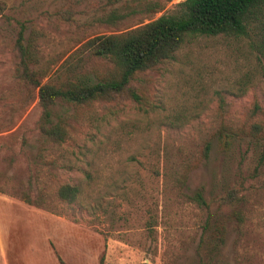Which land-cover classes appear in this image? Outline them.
Instances as JSON below:
<instances>
[{
    "label": "rangeland",
    "instance_id": "obj_1",
    "mask_svg": "<svg viewBox=\"0 0 264 264\" xmlns=\"http://www.w3.org/2000/svg\"><path fill=\"white\" fill-rule=\"evenodd\" d=\"M155 1L0 0L5 4L0 15V196L33 212L14 207L8 224L20 239L34 242L28 257L35 264H56L46 256L45 236H53L51 225L62 222L81 230L80 253L66 248L63 256L69 264H197L207 211L193 194L201 190L209 202L233 188L242 197L236 208L244 220L239 229L235 221L228 223L212 264H264V138L236 140L226 154L211 139L224 123H264L256 49L264 19L245 36H201L186 43L174 60L136 76L132 84L145 99L141 106L122 99L83 109L61 146L44 145L38 100L27 97L15 78L19 24L26 27L25 37L38 32L41 66L53 75L90 38L175 13L183 0L151 13ZM73 112L59 102L51 122ZM209 139L211 151L201 159V144ZM187 162L196 167L178 191L172 175ZM64 183L83 189L72 206L56 197ZM46 217L49 226L36 220ZM49 243L67 264L58 240L50 237Z\"/></svg>",
    "mask_w": 264,
    "mask_h": 264
},
{
    "label": "trees",
    "instance_id": "obj_2",
    "mask_svg": "<svg viewBox=\"0 0 264 264\" xmlns=\"http://www.w3.org/2000/svg\"><path fill=\"white\" fill-rule=\"evenodd\" d=\"M171 1L157 0L150 3L151 13L159 12ZM177 7L175 13L161 15L135 29L90 38L53 75L41 66L38 32L33 31L25 37L26 27L19 24L13 45L17 59L15 78L27 97L38 100L41 108L39 131L44 145L64 144L73 128L71 120H76L83 109L93 110L95 104L127 99L141 106L145 99L132 84L136 76L174 60L176 53L194 38L245 36L249 27L257 22V25L260 24L261 19H264V0H183ZM4 10L5 4L0 2V15ZM256 49L264 88V37ZM97 64L104 66V72L97 70L94 66ZM59 102L71 106L74 112L59 117L53 123V111ZM259 137L264 138V123H224L212 134L211 139H216L218 150L226 154L236 140ZM211 139L202 142L201 159L208 158ZM195 167L196 163L187 162L175 169L172 179L178 191L185 188L188 174ZM86 177L89 179L88 173ZM55 194L60 202L72 206L81 199L83 189L77 184L64 183L56 189ZM192 198L207 211L196 247V261L197 264H212L226 241L228 223L235 221L239 229L244 220L242 211L236 208L242 197L239 196V190L233 188L224 196L209 202L203 199L201 190H196ZM222 208L227 210L225 214ZM221 210L224 215H218ZM59 264L65 263L59 259Z\"/></svg>",
    "mask_w": 264,
    "mask_h": 264
},
{
    "label": "crops",
    "instance_id": "obj_3",
    "mask_svg": "<svg viewBox=\"0 0 264 264\" xmlns=\"http://www.w3.org/2000/svg\"><path fill=\"white\" fill-rule=\"evenodd\" d=\"M0 201L3 203L2 210H0V264H35V261H30L28 257V255H30V251L33 253V250H30L28 246L30 245L31 247H34V242L29 244L28 241L25 242L24 238L20 239L16 234L12 233V226L11 224H8V214L11 213L10 211L14 207H16L19 211H24L31 214H33V212L27 208L19 206L18 203L11 198L0 196ZM17 209L16 211H18ZM30 219L33 223L32 217ZM36 220L42 221V223H45L46 226H49V217H46L45 222L43 218L41 220L40 218H37ZM37 225L42 224L37 223ZM51 226L53 236H51L49 233H47L45 236L46 256L47 258L52 256L54 262L59 264V258L57 259V257L54 255V250L51 249L49 243L50 237H52V239H55L56 241L58 240V246L61 249V256L65 262L69 264L70 261L63 256L68 250H71L68 251L71 254L73 253L76 255L77 253H80V249L77 251L76 243L80 241L79 234L81 230L78 227L69 225L65 222L53 224ZM45 229L47 228L45 227Z\"/></svg>",
    "mask_w": 264,
    "mask_h": 264
}]
</instances>
